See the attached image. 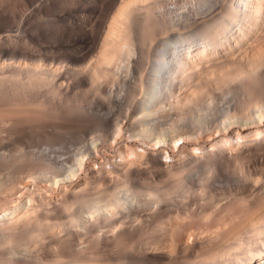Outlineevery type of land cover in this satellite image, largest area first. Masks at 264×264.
<instances>
[{"label": "bare ground", "instance_id": "6f19581e", "mask_svg": "<svg viewBox=\"0 0 264 264\" xmlns=\"http://www.w3.org/2000/svg\"><path fill=\"white\" fill-rule=\"evenodd\" d=\"M1 18L0 264H264V0Z\"/></svg>", "mask_w": 264, "mask_h": 264}, {"label": "rangeland", "instance_id": "374dc122", "mask_svg": "<svg viewBox=\"0 0 264 264\" xmlns=\"http://www.w3.org/2000/svg\"><path fill=\"white\" fill-rule=\"evenodd\" d=\"M8 1L9 0H0V26H3V22H2V16L4 15V13H5V9H6V7H7V5H8ZM48 29H50V28H48ZM47 32V35H49L50 37L49 38H62L61 36H60V34H56V33H53L52 34V29L51 30H47L46 31ZM25 140H26V138L24 139V140H21V141H23V142H25ZM70 139H67V141H69ZM20 141V142H21ZM26 141H30V142H32L33 144H36V142L38 141V140H36L35 138L34 139H30V140H26ZM34 141H36V142H34ZM66 141V143L64 144V147L65 148H62V147H60L59 149L62 151V152H64L65 151V149L67 150V151H65L64 153L66 154V155H68L69 154V151L71 150V149H74L75 150V148H74V146H73V144H72V139H71V142L69 141V142H67ZM23 142H21V143H23ZM16 143V142H15ZM68 143V144H67ZM17 144H18V142H17ZM68 145V147H67V145ZM70 144H72V146L70 145ZM38 144H36V145H34V148H40V146H37ZM66 145V146H65ZM69 145H70V147H69ZM36 146V147H35ZM55 146H57V148H58V146L59 145H55ZM55 146H53V148L55 147ZM42 147H45V146H42ZM46 148V147H45ZM49 148V147H48ZM63 149V150H62ZM31 246H29V247H23L24 249L26 248L27 250L28 249H30L31 250V248H30ZM34 249V247L32 248V250Z\"/></svg>", "mask_w": 264, "mask_h": 264}]
</instances>
